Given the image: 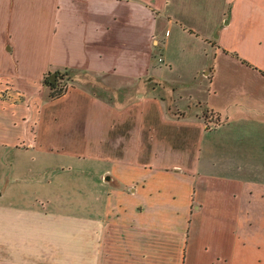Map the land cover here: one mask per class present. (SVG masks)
<instances>
[{"label":"crops","instance_id":"0c3cea01","mask_svg":"<svg viewBox=\"0 0 264 264\" xmlns=\"http://www.w3.org/2000/svg\"><path fill=\"white\" fill-rule=\"evenodd\" d=\"M0 168V264H264V0H0Z\"/></svg>","mask_w":264,"mask_h":264},{"label":"rangeland","instance_id":"374dc122","mask_svg":"<svg viewBox=\"0 0 264 264\" xmlns=\"http://www.w3.org/2000/svg\"><path fill=\"white\" fill-rule=\"evenodd\" d=\"M167 54L171 55L173 57V64H172V70L168 71V67H164V63L161 62V70H163V78L167 80H174L175 82L179 80H187L190 79L192 74L194 73V69L198 66V59L196 55H190V54H185L183 51L180 53L179 51H176L175 48H171V50L166 51ZM162 50L156 49L155 52V59L157 60L158 57L161 56ZM197 79L201 80L203 78L202 73L197 74ZM76 80L78 82H83L84 85L87 87L94 89L95 91L101 93V94H107L109 93L108 91V86L115 85V86H122L120 89H122L123 92L127 90V87L125 86L126 81H123V83L118 82L116 84H112L110 80L104 76H91L88 75L84 72H78L76 75ZM125 82V83H124ZM65 86L67 85V82H64ZM179 89V88H175ZM183 89V88H182ZM124 95V94H123ZM176 94L174 95V97ZM173 97V96H172ZM2 173V168H0V174ZM75 173V171L73 172Z\"/></svg>","mask_w":264,"mask_h":264},{"label":"trees","instance_id":"16d2710c","mask_svg":"<svg viewBox=\"0 0 264 264\" xmlns=\"http://www.w3.org/2000/svg\"><path fill=\"white\" fill-rule=\"evenodd\" d=\"M59 75H62V78L59 77ZM57 74V78L55 81H50L48 78H45L44 84L47 85L51 90L50 95L51 96H59L62 94L65 89L67 88L64 84L66 82L67 77L65 73Z\"/></svg>","mask_w":264,"mask_h":264},{"label":"water","instance_id":"95a60500","mask_svg":"<svg viewBox=\"0 0 264 264\" xmlns=\"http://www.w3.org/2000/svg\"><path fill=\"white\" fill-rule=\"evenodd\" d=\"M59 77L62 78V75H59ZM56 78H57V73H53L51 77L49 78V80L53 82L55 81Z\"/></svg>","mask_w":264,"mask_h":264},{"label":"built area","instance_id":"2783aa9c","mask_svg":"<svg viewBox=\"0 0 264 264\" xmlns=\"http://www.w3.org/2000/svg\"><path fill=\"white\" fill-rule=\"evenodd\" d=\"M159 60H161V59H159Z\"/></svg>","mask_w":264,"mask_h":264}]
</instances>
